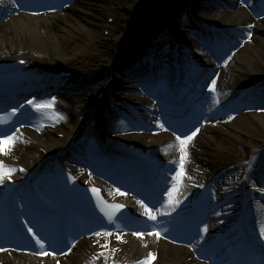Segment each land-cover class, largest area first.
I'll use <instances>...</instances> for the list:
<instances>
[{
  "label": "bare ground",
  "instance_id": "1",
  "mask_svg": "<svg viewBox=\"0 0 264 264\" xmlns=\"http://www.w3.org/2000/svg\"><path fill=\"white\" fill-rule=\"evenodd\" d=\"M214 1L221 6L228 4L231 8L238 4L236 0H193V9L189 13L183 4H177V0H169L168 4H165V0H71L61 3L41 0L33 4H27V0H3V12L0 14V61L25 58L29 61L30 69L36 70L39 67L55 73L67 70L69 82L82 86L83 92H76L70 102L72 110L64 113H48L47 106H36L44 102L42 99L34 100L32 109L45 114L27 116L25 122L33 126L27 127L21 134H14V140H0V161L11 171H15L18 164L29 167L35 187L46 190L39 177L50 171L49 158L59 155L67 164L76 167L86 181L104 185L110 197L135 204L143 221L134 230L129 226H119L107 242L105 235L88 237L75 233L65 249L46 245L41 247L40 244H37L35 251L23 247L5 248L0 238V249H3L0 251V264H137L144 260L142 257L147 250L146 257L150 253L154 254L149 264H230L228 258L222 256L226 244L232 247L247 235H255L264 242V235L261 234V227L264 226V200L259 203L253 200L255 186L264 188V151H258L264 144V112L259 113L254 109L264 106V85L257 86L233 103L230 101L238 95L236 88L264 79V16L257 15L261 0H248L247 5L252 14L246 9L239 10L240 23L236 26L229 11L225 9L220 13L215 12ZM166 13L170 14L168 20L163 16ZM187 15H191V21L195 17L194 20L197 18L210 26L230 25V30L239 34L231 47V56L222 54L219 57L221 63L216 67L211 65L207 49L198 42L199 36L206 39L210 33L195 23L188 24ZM110 17H113V21H109ZM163 24L165 29H169V34L174 29L177 32L180 24L187 26L186 37L177 39L181 35L175 34L180 74L193 73L196 67L202 69L197 64L203 66V70L209 74L204 94L199 101L188 107L190 121L196 120L191 126L185 127L183 133L188 136L198 126L200 128L195 139L186 142L184 152L177 139L180 135L170 134L163 130L161 124H154L157 122L154 119L163 116L159 107L154 109L153 106H144L148 105L146 101L138 106L141 116L149 123L146 133H136L120 120L118 111L111 105L112 102L119 103L111 92L112 88L121 86L119 74L122 67L118 61L133 51L146 55L147 52L141 46L149 43L152 35L156 34V27ZM225 32L219 34L218 38L222 45L230 46L231 38ZM159 42H164V39ZM163 44L160 48L164 47ZM147 58V62L152 61L150 56ZM150 65L139 69L149 85L151 82L158 85L167 75H175V67L169 64L167 58L160 60L159 69L150 71ZM104 70L108 74L117 72L114 81L105 89L104 97L100 99L98 93L104 90L103 85L108 77ZM75 79H79L78 82ZM213 80L216 82L214 86ZM126 88H136L137 93L147 92L142 86ZM256 97H263L261 104L254 101ZM206 103L213 105L211 111H203L198 117L197 113L206 109ZM241 110L243 112H239ZM226 113L237 117L226 118ZM89 116L93 120L98 118V124L92 129L102 138L113 137L114 133L120 132V141L126 148L149 152L148 161L160 160L161 164L156 166L157 169L153 166L152 170H157L160 175V170L164 169L169 174L165 176L164 186L158 191L157 197L164 199L170 196L174 205L183 211L184 221L182 216L174 212L164 221L153 220L151 215L160 213V210L156 211L154 206H149L132 193L117 195L114 192L116 184L82 170L91 159L86 151L81 152L79 149ZM150 126H154L153 130ZM60 133L64 134L63 137L59 136ZM182 157L183 171L178 177ZM227 164L236 165L235 170L213 181V191L204 192L200 198L201 202L213 205L221 226L216 227L214 221L207 217L186 225L190 210L188 206L200 195L189 188L187 182L199 177L208 182L213 172ZM193 166L205 169L209 174L199 176L191 169ZM243 185L246 186L245 191ZM239 189L242 191L240 196H229ZM25 205V199L20 197L17 206L22 208ZM149 209L151 215L146 214ZM232 213L237 216L251 215L252 218L246 225H241ZM235 224L240 226L234 233L217 235L213 231H227ZM205 225L207 232L204 231ZM138 232L143 233V236L135 235ZM207 248L215 249L208 258L200 255V251ZM100 252L104 254L103 257L95 259Z\"/></svg>",
  "mask_w": 264,
  "mask_h": 264
},
{
  "label": "snow or ice",
  "instance_id": "2",
  "mask_svg": "<svg viewBox=\"0 0 264 264\" xmlns=\"http://www.w3.org/2000/svg\"><path fill=\"white\" fill-rule=\"evenodd\" d=\"M249 37H251V33L248 34ZM231 57H229L230 59ZM227 63V61L225 62ZM215 80L212 81V85H215ZM55 101V97H53L51 99V101H45V102H41L40 104L36 105L38 108L39 107H43V106H51V103H53ZM28 103H33V101H28ZM17 111V109H13V112ZM59 115V114H57ZM163 126V125H161ZM197 131H199V129H197ZM195 135V132L192 133L191 136H185V137H180L178 136L177 139L180 141V147H181V151L184 152L185 150V145L186 142L192 139V136ZM6 139L8 140H14V137H7ZM11 168H9L8 166H6L3 161H0V184H2L4 182L5 177H7L8 179H11L10 176V172H11ZM183 171V157L181 158V172L178 173V177L182 174ZM95 191V189H93ZM119 191V190H118ZM169 195H171V193H169ZM141 204H143V201H140ZM178 203V201L176 202ZM124 207V205L121 204H112V205H108L107 208H103L102 210L105 211V213L107 214L109 220L113 219L114 216V212L119 210L120 208ZM111 209V211H109L108 209ZM145 208H147V205H145ZM148 215H151V210L149 209L148 212L146 213ZM151 219L155 220L156 216L155 215H151ZM27 223V222H26ZM30 232H32V235L35 237L36 241L41 245V247L45 246V241L43 239H41L34 231H32L31 228L28 229ZM208 228L207 225L204 226V231L207 232ZM261 234L264 235V226L261 227ZM95 235L100 236V235H111V233H103V232H97ZM135 235L137 236H143V233H135ZM156 235H159V233H156ZM118 238H120L118 236ZM0 251H3V249H0ZM53 255H55V253H53ZM154 258V254L150 253L148 257H145L144 260L137 262V264H149L150 259Z\"/></svg>",
  "mask_w": 264,
  "mask_h": 264
},
{
  "label": "rangeland",
  "instance_id": "3",
  "mask_svg": "<svg viewBox=\"0 0 264 264\" xmlns=\"http://www.w3.org/2000/svg\"><path fill=\"white\" fill-rule=\"evenodd\" d=\"M177 1H179V0H177ZM181 1H182L183 4H184V6H183L184 9H188V7H189V0H180L179 2H181ZM166 3H168V2L166 1ZM178 4H179V3H178ZM179 5H180V4H179ZM216 11L218 12L219 10H218L217 8H215V12H216ZM210 55H211V54H210ZM210 55H209V56H210ZM119 81H121V82L123 81V82H125L126 84H129V82H127V80L125 79V77H123V78L120 77V78H119ZM118 94H119V93H118Z\"/></svg>",
  "mask_w": 264,
  "mask_h": 264
}]
</instances>
